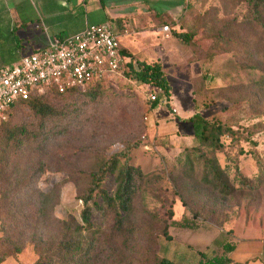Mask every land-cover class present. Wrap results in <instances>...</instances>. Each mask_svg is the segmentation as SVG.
I'll return each instance as SVG.
<instances>
[{
  "label": "rangeland",
  "instance_id": "rangeland-1",
  "mask_svg": "<svg viewBox=\"0 0 264 264\" xmlns=\"http://www.w3.org/2000/svg\"><path fill=\"white\" fill-rule=\"evenodd\" d=\"M102 2H112L117 17L128 23L116 25L123 51L133 61H158L169 94L115 75L63 94L43 93L42 99L53 106L51 115L25 103L13 105L0 123V257L12 255L19 264H58L52 254L62 221L70 216L80 221V196L92 171L127 146L129 162L141 172L134 179L131 209L107 208L94 193L91 226L81 232L91 247L88 256L65 264H153L165 238L158 233L163 225L171 236L180 235L182 247L191 253L175 259L197 264L198 251L211 254L221 239L204 248L194 232L231 230L258 213L264 220V101L254 84L264 68V29L247 0ZM164 23L167 34L159 31ZM174 31L188 32L190 42L178 40ZM148 93L158 96L155 104ZM61 106L72 114L60 113ZM195 111L230 127L218 135L220 146L213 150L235 187L230 193L215 190L207 180L199 150L210 149L194 146L187 118ZM9 128L18 129V143L4 147ZM122 160L119 156L115 172L100 181L109 195ZM179 197L184 201L180 223L168 224ZM117 214L123 215L119 226Z\"/></svg>",
  "mask_w": 264,
  "mask_h": 264
},
{
  "label": "trees",
  "instance_id": "trees-1",
  "mask_svg": "<svg viewBox=\"0 0 264 264\" xmlns=\"http://www.w3.org/2000/svg\"><path fill=\"white\" fill-rule=\"evenodd\" d=\"M252 17L261 25L264 29V0H247ZM167 24V23H166ZM173 35L182 42H190V34L186 31H174ZM121 54L124 56L125 61L122 69V74L127 77L134 78L138 81L148 83L156 86L162 94L167 96L169 94L170 85L161 64L154 61H145L139 59L133 61L129 54L123 51V48H119ZM100 80L91 81L88 84L80 87L67 88L64 91H57L53 87H44L40 90H36L30 94L26 99H20L14 101L7 109V114L10 108L18 102L25 103L30 108H33L37 113L41 115L53 114V106L42 99L41 95L45 92H52L56 94H63L81 87H86L94 83H98ZM256 85L259 97L264 101V68L261 69L260 76L254 81ZM153 104L158 101L156 99L150 100ZM60 113L63 115L72 114V109L69 107H59ZM192 123L194 146L199 148L201 145H206L210 151L199 150V154L202 156L203 164L206 172L209 174L207 177L211 186L222 193H230L235 188L229 181L225 173L222 172L217 165L214 148L220 146L218 141V135L222 134L225 130H230V127L223 126L220 123L209 121L204 118L198 111L187 117ZM6 120V119H5ZM5 120L0 121L4 122ZM17 128H9L3 146L12 145L16 143ZM18 143V142H17ZM21 143H19L20 145ZM3 147L0 148V153H3ZM122 156L123 160L120 167L116 172V186L112 195H109L100 186V181L107 172H115L117 168L118 157ZM3 157L0 155V160ZM4 161V160H3ZM3 161L0 163L2 168ZM140 169L129 162L128 147L125 146L113 153H111L106 159H104L97 169L92 171L91 180L87 187L86 192L80 196L82 201V208L80 210V221L76 220L73 216L64 219L61 223L60 238L54 248L52 256H55L58 264H65V261L71 260L74 257H85L89 251L90 246L86 245L82 238V230L88 229L91 226L90 216V203L94 193H98L102 198L107 208H118L124 212H128L132 206V198L135 190L134 179L136 176H140ZM243 184H247L245 177L240 175ZM181 199V200H180ZM184 208V201L181 197L177 200ZM103 210V208L101 207ZM174 215V214H173ZM172 217L168 224H179L180 219L176 220ZM116 224L121 225L123 215L117 214ZM181 217V216H180ZM166 223V222H165ZM161 235L165 238H171L170 231H167L165 225L159 230ZM232 247L228 242H219V245L215 250L211 251V254L204 255L202 251H198L200 258L197 264H225L229 258L226 255V251ZM88 256V255H87ZM4 257H0V260ZM153 264H181L168 257L158 256L154 259Z\"/></svg>",
  "mask_w": 264,
  "mask_h": 264
},
{
  "label": "crops",
  "instance_id": "crops-1",
  "mask_svg": "<svg viewBox=\"0 0 264 264\" xmlns=\"http://www.w3.org/2000/svg\"><path fill=\"white\" fill-rule=\"evenodd\" d=\"M118 14L112 2L104 4L102 0H0V66L12 64L21 55L45 46L50 39L77 32L86 24L110 21L116 30V25L126 26L128 23L117 17ZM122 39L123 34L120 33V46H123ZM183 213L184 208L180 204L173 218L178 220ZM260 215L254 214L251 219L242 220L231 226V230L224 227L223 232L201 230L194 233L199 234L197 240L203 243L204 248L210 247L216 237H220V242L231 244L232 247L226 251L229 260L225 264H264V220ZM184 244L185 240L180 235L160 239V255L183 264L175 257L191 255L182 247ZM0 264L19 263L9 255L2 258Z\"/></svg>",
  "mask_w": 264,
  "mask_h": 264
},
{
  "label": "built area",
  "instance_id": "built-area-1",
  "mask_svg": "<svg viewBox=\"0 0 264 264\" xmlns=\"http://www.w3.org/2000/svg\"><path fill=\"white\" fill-rule=\"evenodd\" d=\"M159 29L167 34L169 26L164 23ZM119 34L107 21L86 24L77 32L50 39L12 64L0 66V121L6 119L14 101L44 87L61 92L123 75L125 58L119 50ZM147 98L154 100L156 94L148 93Z\"/></svg>",
  "mask_w": 264,
  "mask_h": 264
}]
</instances>
